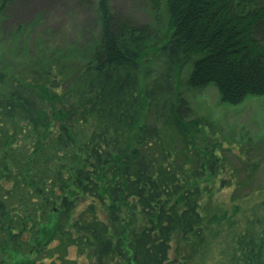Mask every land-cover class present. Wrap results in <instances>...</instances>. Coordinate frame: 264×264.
<instances>
[{
    "label": "trees",
    "instance_id": "16d2710c",
    "mask_svg": "<svg viewBox=\"0 0 264 264\" xmlns=\"http://www.w3.org/2000/svg\"><path fill=\"white\" fill-rule=\"evenodd\" d=\"M108 1H98L99 29L81 67L53 56L18 72L0 63V264H61L68 248L82 254L88 245L93 264H166L175 235L199 236L193 180L216 169V157L194 150L201 123L189 117L175 70L190 61L186 86H212L227 105L264 97L261 0H147L165 13L162 37L115 19ZM149 52L164 68L140 88ZM123 210L141 216L136 233L122 231L115 211ZM247 234L234 238L239 264H264V239L255 250Z\"/></svg>",
    "mask_w": 264,
    "mask_h": 264
},
{
    "label": "rangeland",
    "instance_id": "374dc122",
    "mask_svg": "<svg viewBox=\"0 0 264 264\" xmlns=\"http://www.w3.org/2000/svg\"><path fill=\"white\" fill-rule=\"evenodd\" d=\"M98 1L10 0L0 10L2 68L24 71L33 61L49 56L71 60V66L81 67L99 29ZM108 6L115 19L149 25L152 35H166L165 13L161 8L154 12L147 0H109ZM189 62L175 70L173 84L187 102L189 117L201 123L192 133L194 150L202 158L216 157V169L214 174L204 172L193 180L201 191L199 236L185 241L175 235L166 264H239L234 238L247 231V236L255 240V250L259 249V240L264 239V97H246L237 105H227L212 86L191 90L185 84ZM163 68L162 57L149 52L141 62L139 87L159 77ZM187 158L190 163L193 156ZM67 200L63 196L53 209H63ZM83 204L75 207L71 217ZM105 208L101 215L108 218L106 211L111 209L107 202ZM115 213L126 233H136L143 224L136 211ZM260 243L262 251L264 240ZM95 249L88 245L78 254L75 247H70L61 264H93ZM254 253L257 256L259 251Z\"/></svg>",
    "mask_w": 264,
    "mask_h": 264
}]
</instances>
